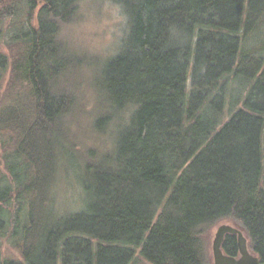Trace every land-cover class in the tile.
Segmentation results:
<instances>
[{
	"label": "trees",
	"instance_id": "obj_1",
	"mask_svg": "<svg viewBox=\"0 0 264 264\" xmlns=\"http://www.w3.org/2000/svg\"><path fill=\"white\" fill-rule=\"evenodd\" d=\"M105 1L122 23L96 66L89 146L73 75L95 63L59 36L83 0H0V232L18 253L0 264H209L220 223L263 260L264 43L242 41L264 0ZM72 169L83 204L63 210ZM222 250L239 255L235 234Z\"/></svg>",
	"mask_w": 264,
	"mask_h": 264
},
{
	"label": "rangeland",
	"instance_id": "obj_2",
	"mask_svg": "<svg viewBox=\"0 0 264 264\" xmlns=\"http://www.w3.org/2000/svg\"><path fill=\"white\" fill-rule=\"evenodd\" d=\"M79 15L72 23L62 27L59 36L66 41L71 48L85 56V60L89 62L93 61L95 66L86 64L82 71L73 75V80L78 84V94L82 95V102L84 105L85 115L79 116L80 120L72 126L73 131L79 137V140L85 142L86 145H94L99 142L97 136L91 133V124L94 121L96 111V97L95 89L93 87L94 74L97 69V65L103 60L115 52L119 43L120 27L122 23V17L118 9L105 0H83L80 6ZM264 43V25L251 32L246 38L243 39L242 45L251 49L255 46L262 48ZM258 48V47H256ZM260 54L264 55V51ZM244 81L241 78H237L235 81H231L228 84V93L226 98L225 113L229 108V103L234 99L236 91L243 88ZM246 85V83H245ZM81 146V145H80ZM73 167L78 168V164L71 162ZM0 168L5 171L1 160L0 150ZM74 169V168H73ZM71 171H65V175L61 177L58 184V195L61 200L60 208L63 210H74L83 204V195L80 191L82 184V174L76 169ZM79 200V201H78ZM63 201V202H62ZM66 207V208H65ZM70 207V208H69ZM10 217L14 216V212ZM221 224V223H220ZM219 224L215 225L209 232L210 237L207 240V251L209 255V264H213L212 256V239L214 237V231ZM11 226L6 225V229L1 232L4 236L0 237V262L5 257H18V253L11 246V239L8 237ZM0 232V234H1ZM138 253V250H137ZM143 264H148L142 261Z\"/></svg>",
	"mask_w": 264,
	"mask_h": 264
},
{
	"label": "water",
	"instance_id": "obj_3",
	"mask_svg": "<svg viewBox=\"0 0 264 264\" xmlns=\"http://www.w3.org/2000/svg\"><path fill=\"white\" fill-rule=\"evenodd\" d=\"M235 234L239 250L238 256L225 254L222 250V242L225 234ZM213 264H264L258 256L251 253L247 247V239L243 232L230 223L219 224L215 231L211 244Z\"/></svg>",
	"mask_w": 264,
	"mask_h": 264
}]
</instances>
